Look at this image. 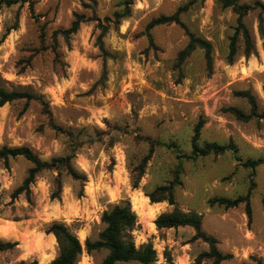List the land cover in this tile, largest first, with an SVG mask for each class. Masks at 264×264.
I'll list each match as a JSON object with an SVG mask.
<instances>
[{
  "label": "rangeland",
  "instance_id": "374dc122",
  "mask_svg": "<svg viewBox=\"0 0 264 264\" xmlns=\"http://www.w3.org/2000/svg\"><path fill=\"white\" fill-rule=\"evenodd\" d=\"M34 16L29 5L0 9V85L7 89L36 94L30 101L16 100L0 107V147L28 146L43 161L70 153L68 137L56 126L87 134L100 140L77 150L74 165L85 174L82 185L65 171L45 170L31 186L32 203L25 194L13 199L32 164L23 157L10 160V169L0 160V238L18 246L0 252V264H49L59 254L55 237L47 233L54 222L65 223L84 243L97 239L104 225L102 214L115 204L134 197L150 202L149 193L171 186L179 175L181 185L173 187L175 203L152 202L160 209L152 228L145 215L136 213V225L126 232L139 247L151 244L156 254L153 264H197L198 256L209 250L203 240H193L191 226L174 225L179 219L196 216L202 231L218 240V248L232 257L221 264H264V37L259 30L261 8L243 19L255 42V51L244 55L238 41L235 62L227 61L230 38L237 14L216 0H196L180 18L195 36L212 45L213 68H207L205 51L197 47L182 63L180 52L189 42L185 29L177 24L149 28L151 20L174 14L190 0H135L131 16L117 27L111 24L103 38V54L98 45L101 29L88 21L70 38H58L52 48L53 32L68 28L74 13L86 18H113L123 8V0H34ZM264 4V0L241 3ZM104 24L108 25L107 22ZM121 29V30H120ZM256 63V67L252 63ZM258 66V67H257ZM249 90L256 98L252 114L247 98L237 92ZM236 107L251 114L238 120L225 111ZM204 121L200 144H232L224 154L195 160L183 155L192 152L195 126ZM137 136H148L175 148H155L139 188L134 189L129 162L139 163L149 154L150 144ZM83 140L84 138L81 137ZM248 160H261L252 167ZM59 176L62 193L51 199L52 180ZM83 190V196L79 192ZM246 202L226 207L214 198ZM147 207V209H148ZM165 216L164 225L156 221ZM107 250L86 251L77 264H99ZM119 264H140L138 261ZM200 264H213L204 259Z\"/></svg>",
  "mask_w": 264,
  "mask_h": 264
},
{
  "label": "trees",
  "instance_id": "16d2710c",
  "mask_svg": "<svg viewBox=\"0 0 264 264\" xmlns=\"http://www.w3.org/2000/svg\"><path fill=\"white\" fill-rule=\"evenodd\" d=\"M135 0H123L121 6L123 8L116 11L113 14V18L107 17L104 21L94 16V18H86L84 14L74 13V19L68 28H59L53 32L52 38L54 44L53 50L56 52L58 48V38L61 36L70 43L71 36L75 35L83 23L88 21H97V27L101 29V33L98 36V45L100 50L105 56L107 52L104 49L103 38L107 33V30L111 24L115 27L121 24V21L130 17L132 12V6ZM204 1V0H203ZM223 8H232L234 13L237 14V25L235 27L234 34L230 38V44L228 47L227 61L232 64L235 62L236 56L239 52L238 41L240 37L243 38L244 42V55L249 57L255 51V42L253 36L243 19L252 10L260 7L261 13L264 15V4L255 2L253 5L241 3V0H216ZM196 2V0H190L187 4L179 8L174 14L168 16H160L151 20L148 27L153 28L159 25L165 24H177L185 29L189 36V42L186 47L180 52L178 61L184 62L192 52L200 47L205 51V58L207 68L209 71L213 68V56H212V45L209 41L204 40L200 37L195 36L189 31L186 24L181 20L180 15L186 12ZM29 5V10L32 16H34V0H0V9L2 7H10L14 5L23 6ZM107 22L108 25L104 24ZM12 28H8L3 34L0 43L3 42L9 35ZM259 30L261 35L264 37V18H260ZM237 95L248 99L252 114L257 112V102L255 96L249 91L237 92ZM36 98V94L27 90L7 89L0 85V107L7 103H12L16 100L26 99L30 101ZM226 112L231 113L238 120L248 121L251 119V114H245L243 111L236 107H228L225 109ZM204 121L200 120L195 126L194 135L192 137V152L190 155H183L186 159L195 160L199 157H205L211 154L219 155L224 154L226 151L232 149L230 145H220L217 143H204L200 144L201 129ZM56 129L65 134L70 142V153L59 158H53L51 161H43L39 156L28 146L10 147L3 145L0 147V160L3 162L6 169H10V160L23 157L26 161L30 162L32 166L28 169L27 175L24 178L22 184L13 193V199H16L19 195L25 194L28 203H32V189L31 186L36 181L39 173L45 170L59 169L60 173H65L70 176L73 180L80 182L82 185L87 181L85 174L78 171L74 165V160L77 156V150L84 144H93L100 140V132H96V136L88 135L87 129L83 128L78 133L73 129L67 130L56 126ZM83 137L84 140L81 138ZM141 140H145L150 144L149 154L144 157L139 163L133 164L129 162V169L131 174V181L133 188H139L141 179L145 173V168L148 161L151 158L155 148L161 146L176 147V144H164L161 141L153 140L148 136H137ZM262 163L261 160H248L245 164L252 167L258 166ZM176 180L171 186H161L156 188L153 192L149 193L150 202H157L162 200H168L171 205L175 203L173 195V187L181 185L179 175L176 174ZM62 193V182L59 176H56L52 180V193L51 199H59ZM79 197L83 196V190L78 194ZM212 203H219L226 207H236L239 204L246 202V211L249 218H251V207L248 197H239L234 200L214 198L211 200ZM132 207L128 202L122 204H115L110 209L105 210L101 217V222L104 225L103 229L99 232L97 239L92 240L86 239L84 243L80 241L78 236L74 234L65 223L54 221L48 228L47 233L52 234L58 244L59 254L49 264H77L80 261L81 256L86 251L91 254L94 251L107 250V256L99 264H119L128 263L131 261H138L140 264H153V260L156 254L149 243H143L139 247L134 245L130 239H126V232L132 230L136 225V213L132 211ZM165 216L160 217L156 223L158 227L164 225ZM155 224V223H154ZM174 225L191 226L195 230L193 240L201 239L209 245V250L202 252L197 258V264H200L204 259H213V264H221L224 260L231 258V255H224L218 248V240L202 231L201 221L196 216L185 217L179 219ZM18 246L17 242L5 241L0 238V252L13 250ZM20 264H26L20 262ZM30 264H38L37 260L32 261Z\"/></svg>",
  "mask_w": 264,
  "mask_h": 264
},
{
  "label": "bare ground",
  "instance_id": "6f19581e",
  "mask_svg": "<svg viewBox=\"0 0 264 264\" xmlns=\"http://www.w3.org/2000/svg\"><path fill=\"white\" fill-rule=\"evenodd\" d=\"M252 66L256 67V63L253 62L252 63ZM132 205H133V210L137 214H141V215L143 214V215L147 216L148 222H149L150 226L152 228H156V226L154 224V219H155L156 213L160 209L159 205H157V204L152 205L150 203L149 204L150 207H148L147 202L144 199L139 198V197H134L133 198ZM147 207H148V209H147Z\"/></svg>",
  "mask_w": 264,
  "mask_h": 264
},
{
  "label": "crops",
  "instance_id": "0c3cea01",
  "mask_svg": "<svg viewBox=\"0 0 264 264\" xmlns=\"http://www.w3.org/2000/svg\"><path fill=\"white\" fill-rule=\"evenodd\" d=\"M254 67V66H253Z\"/></svg>",
  "mask_w": 264,
  "mask_h": 264
}]
</instances>
